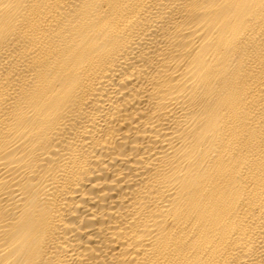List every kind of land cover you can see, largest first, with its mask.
<instances>
[{"label":"bare ground","instance_id":"1","mask_svg":"<svg viewBox=\"0 0 264 264\" xmlns=\"http://www.w3.org/2000/svg\"><path fill=\"white\" fill-rule=\"evenodd\" d=\"M0 264H264V0H0Z\"/></svg>","mask_w":264,"mask_h":264}]
</instances>
